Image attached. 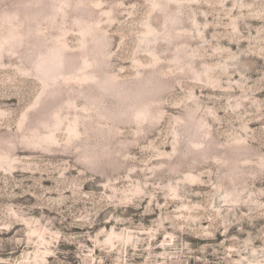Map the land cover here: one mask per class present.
Listing matches in <instances>:
<instances>
[{"label": "rangeland", "instance_id": "374dc122", "mask_svg": "<svg viewBox=\"0 0 264 264\" xmlns=\"http://www.w3.org/2000/svg\"><path fill=\"white\" fill-rule=\"evenodd\" d=\"M0 264H264V0H0Z\"/></svg>", "mask_w": 264, "mask_h": 264}]
</instances>
